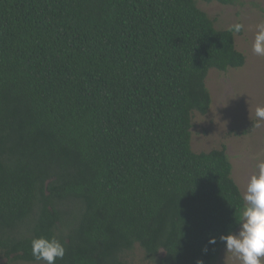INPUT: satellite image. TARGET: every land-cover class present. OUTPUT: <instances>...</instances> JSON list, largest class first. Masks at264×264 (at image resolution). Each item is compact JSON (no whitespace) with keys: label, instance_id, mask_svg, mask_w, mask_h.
<instances>
[{"label":"trees","instance_id":"1","mask_svg":"<svg viewBox=\"0 0 264 264\" xmlns=\"http://www.w3.org/2000/svg\"><path fill=\"white\" fill-rule=\"evenodd\" d=\"M199 1L0 0L6 257L37 262L33 238L56 236L55 264H125L137 243L155 264H214L243 192L225 146L193 150V115L210 69L247 57Z\"/></svg>","mask_w":264,"mask_h":264},{"label":"rangeland","instance_id":"2","mask_svg":"<svg viewBox=\"0 0 264 264\" xmlns=\"http://www.w3.org/2000/svg\"><path fill=\"white\" fill-rule=\"evenodd\" d=\"M199 6L215 20L218 28H229L238 22L245 25L244 31L235 35V41L237 48L246 54V63L239 68L210 69L206 83L212 105L205 114L194 112L191 139L197 152L226 147L233 164V177L243 192L256 171L257 160L264 159V122L256 127L254 115L256 105H264V57L252 52L256 26L264 23V0H236L232 4L200 0ZM123 259L125 264H155L138 243L123 254ZM0 264L44 262L15 261L0 252ZM214 264L240 262L224 246Z\"/></svg>","mask_w":264,"mask_h":264},{"label":"clouds","instance_id":"3","mask_svg":"<svg viewBox=\"0 0 264 264\" xmlns=\"http://www.w3.org/2000/svg\"><path fill=\"white\" fill-rule=\"evenodd\" d=\"M244 29L242 22L229 27L234 35L242 33ZM252 52L264 57V23L256 26ZM254 115L255 126L259 127L264 122V105H256ZM242 199L244 210L238 221V231L222 234L220 240L224 243L226 252L232 253L240 264H264V159L257 160L256 171L250 176ZM209 243L215 244L216 238H210ZM31 246L35 261L44 264H55L66 253L64 243L56 236L33 238Z\"/></svg>","mask_w":264,"mask_h":264}]
</instances>
